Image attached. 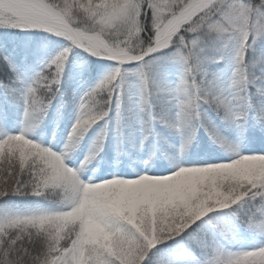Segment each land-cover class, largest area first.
Returning a JSON list of instances; mask_svg holds the SVG:
<instances>
[{"label": "snow or ice", "instance_id": "6c2138e0", "mask_svg": "<svg viewBox=\"0 0 264 264\" xmlns=\"http://www.w3.org/2000/svg\"><path fill=\"white\" fill-rule=\"evenodd\" d=\"M0 264H264V0H0Z\"/></svg>", "mask_w": 264, "mask_h": 264}]
</instances>
